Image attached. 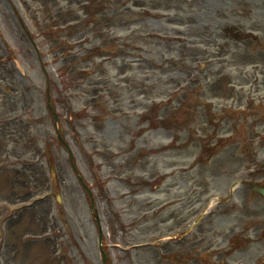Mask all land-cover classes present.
Masks as SVG:
<instances>
[{
	"label": "rangeland",
	"instance_id": "rangeland-1",
	"mask_svg": "<svg viewBox=\"0 0 264 264\" xmlns=\"http://www.w3.org/2000/svg\"><path fill=\"white\" fill-rule=\"evenodd\" d=\"M263 183L264 0H0V264H264Z\"/></svg>",
	"mask_w": 264,
	"mask_h": 264
},
{
	"label": "water",
	"instance_id": "water-1",
	"mask_svg": "<svg viewBox=\"0 0 264 264\" xmlns=\"http://www.w3.org/2000/svg\"><path fill=\"white\" fill-rule=\"evenodd\" d=\"M254 191L256 192H261L264 195V190L260 189V188H254Z\"/></svg>",
	"mask_w": 264,
	"mask_h": 264
}]
</instances>
